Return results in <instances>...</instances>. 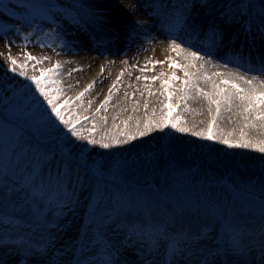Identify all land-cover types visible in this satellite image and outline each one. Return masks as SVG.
Masks as SVG:
<instances>
[{"label":"snow or ice","instance_id":"obj_1","mask_svg":"<svg viewBox=\"0 0 264 264\" xmlns=\"http://www.w3.org/2000/svg\"><path fill=\"white\" fill-rule=\"evenodd\" d=\"M198 2L201 8L208 7V0H198ZM14 6L22 8L25 12L24 15H17L15 12L8 13L9 17H15V24L33 27L37 22L51 21L57 25L53 36L61 39L69 35L66 27L61 26L64 22L86 34L90 30L95 33L106 23L102 12L86 6L82 0H66L65 3H61L60 0H16ZM148 6L153 9L150 15L156 18L161 28L170 36L175 37L168 45L169 51L175 53V57L168 55L164 60L149 57L145 60L143 67L132 65L141 73H145L154 70L156 65L163 68L167 64L168 71L162 70L158 75L153 76H137V81L145 82L143 90L137 88L131 93V97L126 91L124 99L131 98L133 100L132 112H139L141 101L135 99L136 92L139 91L140 96L144 97L143 114L128 115L117 123L119 117V112H117L111 117V127H107L109 122L106 114L107 106L112 101L114 93L120 90L122 77L125 75L124 69H121L111 83L107 94L94 112L90 116H82L75 109H71V104L73 100H82L96 82L88 83L74 98L67 97L60 102L61 97L64 96L60 79L62 62L56 61L50 67L37 69L36 65L49 57L36 56L27 51L23 53L24 62H19L11 55V46L7 40L14 25L0 23V34L5 37V47L9 49L5 71L23 77L26 81L19 88L6 83L0 84L5 97L3 103L6 105L2 113L4 120L0 122L11 126L12 129L9 145L11 158L0 166V198L5 206L11 204L13 212L17 210L30 212L36 224L48 230V235L44 237L40 245H36L26 236L11 239L8 230H0V247L12 250L13 254L18 257V264H29V260L33 257H46L50 251L53 252V257H48V264H58L59 256L64 252V248H54L56 236L52 235V232L65 231L66 225H71V221L65 218L69 213H74L75 205L79 203L77 187L81 191L85 189L79 175H76L75 182L73 181V173L90 171L97 178L103 175L101 171L103 161L88 162L84 154L88 146L98 145L101 149H112L129 145L133 141L150 136L153 132L163 133L167 129L175 133L190 134L201 140L217 142L229 149H248L264 154V139L252 136L249 131L264 132V78L257 75L249 77L247 74H240L238 70L211 73L206 70L207 65L216 67L213 63L212 47L223 46L224 31L219 25L211 26V42L206 49H202L204 54H201V50L194 51L191 47H184V43L192 44V41L186 40L185 37L201 30V26L195 24L192 19V11L197 6L193 0H181L179 4L174 3L173 0H152ZM126 7L132 14L137 9L135 2ZM250 8V3L241 0L238 5L226 6L225 12L221 14V20L227 28H231L234 24L239 25L237 32L230 36V43L235 44L241 35L244 40L253 41V45L256 35L264 40V4L261 6L259 23H256L251 16L246 17ZM57 21L61 24H57ZM145 27V21L135 20L128 36H138ZM254 27L255 35L253 34ZM204 31L207 34V30ZM15 32L19 33L20 28H15ZM178 40L182 42L178 43ZM2 55L0 53V56ZM29 62H35L31 66L34 73L39 71V75H29L24 70L29 66ZM233 62L237 68L246 67L250 63V57L235 52ZM123 63L127 64L128 61L125 60ZM228 63L224 62L223 67L228 68ZM149 64L151 68L148 67ZM79 70L72 69L71 71ZM248 70L264 74V59L259 62L258 68ZM104 71L105 68L101 65L100 73L103 74ZM178 71L183 75H177ZM128 75L130 76L131 73L128 72ZM156 81H159V87L153 90V84ZM201 81L210 87H202ZM9 92H11L10 98L8 97ZM153 96L157 98L159 108L152 106L149 111L148 97ZM193 99H203L207 104L209 117L207 126L199 130L195 123L190 125L184 116L185 113L191 111L188 101ZM91 104L92 101H88V108ZM88 108L84 110L87 111ZM102 110L105 115H100ZM120 111H127V108L122 107ZM224 113L231 114L228 116L229 121L234 117H239L242 121L239 129L233 127L225 131L221 126ZM97 116H99V121L96 119ZM5 120L7 123L4 122ZM88 121H91L92 126L83 127L82 125ZM42 124L53 131L56 150L45 153L39 147H33L30 150L17 151L20 139L28 135L38 137ZM98 130L99 135L97 136ZM81 141L86 143L80 148L79 153H75L73 149L76 143ZM29 151L33 153L32 156H28ZM56 159H59L60 166L55 173L49 170L45 174V168ZM261 179H264V171L261 172ZM70 188L71 191H69ZM261 191L264 193V187ZM20 193H24V196L21 197ZM113 196L115 206L112 211L101 210V202H108L110 197L105 191V186L98 179L95 190L90 195L87 227L82 226L83 230L73 242L75 264H118L120 249L106 237L105 229L116 231L123 228L126 238L146 239L149 242L147 252L141 250L136 252L137 257L143 260V264H153L145 257L155 252L160 246L164 247L163 264H181V261L191 264L190 255L193 246L201 240H210L217 246L215 249H199L200 264H214L216 258L221 255V244L217 243V240H222V243L227 244L233 254L244 256L251 250V238L247 232L237 231L230 209L216 205H200L190 201L180 203L166 195L161 196L159 201L146 193L137 194L135 197H122L119 192H116ZM13 197L16 199L13 200ZM37 201L40 203L38 204ZM41 205H43V210ZM50 207L54 209L55 222L53 223H48L45 215ZM185 215L204 217L205 220L195 233L182 226L175 227L176 221ZM261 217L264 219V200H261ZM62 220L64 223H60ZM0 224L12 226L11 231L15 232L23 222L19 218L0 214ZM216 224L223 225V237L219 233L215 238L212 237ZM260 234L262 239L259 247L264 257V227H261ZM77 252L82 258H76Z\"/></svg>","mask_w":264,"mask_h":264},{"label":"rangeland","instance_id":"obj_2","mask_svg":"<svg viewBox=\"0 0 264 264\" xmlns=\"http://www.w3.org/2000/svg\"><path fill=\"white\" fill-rule=\"evenodd\" d=\"M60 2L65 3L66 0H60ZM173 2L178 4L177 0H173ZM245 2L251 4L246 17L251 16L256 20V23H259V14L262 8L258 0H245ZM15 3L16 0H2L0 2V23H12L14 25L7 36V40L11 46V55L16 57L21 63L24 62L25 57L23 53L25 51L31 52L36 56L49 57V59L43 60L42 63L36 65L37 69L40 67L47 68L56 61H61L63 67L60 70V79L62 81L64 96L61 97L60 102L67 97L74 98L88 83L95 81V86L84 95L82 100H73L71 104V109H75L78 114L90 116L104 99L109 86L120 73L121 69H124L125 75L122 77L120 90L114 93L112 101L107 106L106 114L109 117L107 127H111V117L117 112H119L117 123L128 115L139 116L143 114L144 109L142 104L144 97L140 96L139 91L136 92L135 96V99L141 101L140 111L137 113L132 112L133 100L131 98L124 99V93L127 91L131 97V93L137 88L143 90L145 82L143 80L137 81V76H153L158 75L162 71L160 65H156L154 70L145 73H141L138 68L132 67V65L143 67L144 60L149 57L156 59L153 49L151 50L152 53L150 51L147 53L148 55H146L145 59L135 62L129 60V56L124 53L126 48L120 49L112 60H105L103 62L99 60L93 61V59L88 60L85 59L88 54L98 56V58L102 56L97 55L94 50H91L87 46L89 42L86 40L83 32L68 26L66 22L61 24L60 21H57V24L66 27L69 33L68 36L61 39L53 36L54 31L57 30V25L51 21L37 22L33 27L15 24V17H9L8 13L25 14L22 8L14 6ZM240 3L241 0H208V7L204 8L202 12H199V14L192 13V19L195 24H197L196 19L198 16H205L207 17V21L210 22L207 28H205L207 34L204 31L205 36L202 37L197 33L194 36L196 39H193V43L206 49L211 42V26L214 24L219 25L230 38L234 33V29L239 27V25L234 24L231 28H227L224 24L218 22L217 18H220L221 14L225 12L226 6L238 5ZM148 5L139 7L138 10L140 12H136L129 17L132 21L141 20L146 22L144 31H141L138 35V37L141 36L144 39L151 37V31L158 33L164 31L156 18L150 15L153 9ZM195 9L199 10L198 7ZM133 17L135 18L133 19ZM15 28H20V32L16 33ZM253 30H255V27ZM122 31L125 30L123 29ZM170 38L173 39L175 37L171 36ZM238 40L243 42V36L241 35L236 41ZM236 41L235 44H237ZM261 42L264 44V40L258 37V40L254 41V45L251 40L249 45L258 48V43ZM241 45L244 44L242 43ZM250 46L248 49L243 48L246 49L244 51L242 48L239 51H243L244 55L247 54L251 62L254 59L252 56L254 54L253 52L250 53ZM220 48L212 47L214 50ZM8 51L9 49L5 47V37L0 34V53L3 54L0 56V84L6 83L19 88L26 81L23 77L5 71ZM230 54L233 55L234 52H230ZM125 60L128 61L127 64L123 63ZM33 63L35 62H29V66L24 70L29 75H39L38 70L34 73L31 66ZM101 65L107 71L104 79L101 77L103 74L100 73ZM148 67L151 68V64ZM72 69L80 70L71 71ZM86 71H90V75H92L91 79L85 73ZM69 72H71L70 75ZM128 72L131 73L130 76ZM68 85H72V87H68ZM128 85H131V87H128ZM158 87L159 81H156L153 84V90ZM32 89L34 91V85ZM36 95L38 96V94ZM8 97H11V92L8 93ZM145 97H147V93H145ZM4 99L3 91L0 89V120H4L2 115L6 107L3 103ZM40 99L42 100V98ZM148 99L150 101L149 111H151L152 106L159 108V102L155 96L148 97ZM88 101H92L90 108H88ZM188 104L191 111L184 114L187 122L190 125L195 123L197 130L205 128L209 119L206 101L198 99V103L193 104L189 100ZM78 105L80 107H77ZM114 105L116 107H113ZM122 107L127 108V111H120ZM85 108H88V110L85 111ZM100 115H105V112L102 110ZM96 119L99 121V116ZM238 121L234 120V118L229 121L228 115H225L224 119L221 120V126L225 131L231 130L233 127L239 129L242 121ZM4 122L7 123L6 120ZM82 126L85 128L91 127V121L84 123ZM260 133L262 135L264 132L254 130L251 135L256 136ZM98 135L99 130L97 131ZM11 137V126L0 122V166L11 158V149L9 147ZM85 143L83 141L77 142L73 149L74 152L79 153L80 148ZM33 147H39L45 153L55 151L56 140L53 131L42 124L39 136L33 137L28 135L21 138L17 151L21 149L30 150ZM84 154L89 163L94 161L104 162L101 169L103 175L99 178H94L90 171L73 173V181L75 182L76 175H79L82 178L85 189L81 191L77 187L79 203L75 205L74 213H69L65 218L71 221V225H66L65 231L52 232V235L56 236L54 248H64V252L59 256L58 264H75L73 242L80 235L83 228L87 227L90 195L94 192L98 179L105 186V191L110 197L108 202H101V210L105 212H111L115 206L113 194L116 192H119L122 197H135L137 194L146 193L158 201L161 196L166 195L180 203L190 201L200 205H216L220 208L232 210V221L235 228L237 231L248 233V236L252 240V248L244 256H241L233 254L227 244L222 243V240H217V243L221 244V255L216 258L214 264H264V257H262L259 247L260 240L262 239L260 229L264 227V219L261 217V200H264V193L261 191L262 187H264V179H261V172L264 171V154L248 149H229L227 146L217 142L201 140L190 134L175 133L167 129L163 133L153 132L150 136L140 138L129 145L112 149H101L98 145L88 146ZM32 155L33 153L29 151L28 156ZM59 166V159L52 161L45 168V174L49 170L55 173ZM69 191H71V188ZM20 196L23 197L24 193H20ZM12 199L15 200L16 197ZM37 203L39 204L40 202L37 201ZM41 209L43 210V205H41ZM53 212L54 209L50 207L45 213L48 223L55 222ZM0 214L19 218L23 222L22 226L15 232L11 231L12 226L0 224V230H8L11 239L15 240L20 236H26L36 245H40L43 243L44 237L48 235V230L36 224L30 212H20L19 210L13 212L11 204L9 203L5 206L2 198H0ZM204 220V217L197 218L192 215H185L176 221L175 227L179 228L182 226L195 233L199 226L204 223ZM60 223H64V221L62 220ZM218 233L223 237L224 229L222 224L215 225L212 237L215 238ZM105 234L111 243L120 249L118 264H143V260L137 257L136 252L137 250L147 252L149 242L146 239L126 238L125 229L123 228L116 231L105 229ZM216 246L217 244L212 243L210 240L199 241L198 244L193 246L190 255L191 264H200L201 254L199 249H215ZM163 252L164 247L160 246L155 252L147 255L145 259L152 261L153 264H157L154 258L157 259L159 257L155 254L160 255ZM48 257H53V252L50 251L43 258L33 257L29 260V264H48ZM76 258H82L78 252L76 253ZM243 260L245 262H242ZM0 264H18V257L9 248L0 247ZM181 264H185V262L181 261Z\"/></svg>","mask_w":264,"mask_h":264},{"label":"bare ground","instance_id":"obj_3","mask_svg":"<svg viewBox=\"0 0 264 264\" xmlns=\"http://www.w3.org/2000/svg\"><path fill=\"white\" fill-rule=\"evenodd\" d=\"M82 2L86 6H90L94 9L99 10L102 12L106 18V23L103 25V27L93 33L91 30L86 34L83 32V35L85 36L86 40L89 42L87 45L91 50H94V52L97 55H101L102 57L94 56L91 54H88L85 59H93V61H105V60H112L118 54L120 49L126 48V51H124L125 54H127L129 57V60L135 62L140 59H145L147 53L153 49V53L155 55L156 60H164L166 56L171 55L175 57V53H171L169 51L168 45L172 38L171 36L166 32L162 31L161 33L151 31L150 35L151 37L148 38H141V36L133 35L132 37L128 36L129 31L131 30V26L133 25V22L135 20H131L129 17L132 16V13L128 11V8L126 7L132 2H135L137 5L136 12H140L138 8L140 5H150L152 3V0H82ZM178 4L181 2V0H177ZM194 3H196V7H198L199 10L193 9L192 13L199 14V12H202L204 8H201L199 6L198 0H193ZM260 6L264 4V0H258ZM222 8V7H221ZM135 17H133L134 19ZM218 22H221L224 24L220 18H217ZM197 24L201 26V30H197L195 33H190L187 37H185L186 40L190 39L192 41V44L184 43V47H191L192 50H201V54H204V51L202 50L203 47L200 45H196L193 43L194 36L198 33L200 36L204 35V30L207 28V26L210 24V22L207 21V17L205 16H198ZM239 27H236L234 29V32H237ZM125 31H122V30ZM122 31V32H121ZM253 34L255 35V30H253ZM258 35L255 36V40H258ZM240 38V37H239ZM196 39V38H195ZM236 41L237 44L233 45L229 42V36L224 32V40H223V46L220 49H212L213 53V63L216 65V67H213L212 65H207L206 70L211 73L214 71H222V72H236L237 70L240 72V74H247L249 77L253 75L264 77V74H262L259 71H249V68H258L259 62L264 59V44L258 43L259 47L254 48L249 45L250 40H242ZM178 43L182 42L180 40L177 41ZM244 45H241V44ZM241 45V46H240ZM250 46V53L253 52V61L246 66V67H240L237 68V65L235 62H233V55L230 54V52H238L239 49L242 48V50H246L243 48H249ZM215 47V46H213ZM242 51V52H243ZM242 53L241 51H239ZM123 53V54H124ZM244 55V53H242ZM244 56H248L245 54ZM97 57V58H96ZM83 58V57H82ZM259 58L261 59L259 61ZM84 59V58H83ZM179 59V58H177ZM146 60V59H145ZM144 60V61H145ZM224 62L228 63V68H224L223 64ZM163 71H168L167 64L161 67ZM106 70V69H105ZM107 71H104L103 75L101 76L102 79L105 78ZM89 78H92V75H90V71L85 72ZM181 76L182 72H177ZM181 73V74H180ZM201 86L205 88H209L210 85L205 84L203 81H201ZM193 102V104L198 103V99L190 100ZM225 115H231L230 113H224ZM234 120H239V117H234ZM239 122V121H238ZM252 133L254 130H249ZM251 133V134H252ZM264 134V133H263ZM258 134L257 137L264 139V135ZM254 246V245H253ZM252 248V246H251ZM164 252L160 255L155 254L159 258L154 260L157 262V264H163L164 260ZM242 262H245L243 260ZM247 263V262H246ZM245 264V263H244ZM248 264V263H247Z\"/></svg>","mask_w":264,"mask_h":264},{"label":"trees","instance_id":"obj_4","mask_svg":"<svg viewBox=\"0 0 264 264\" xmlns=\"http://www.w3.org/2000/svg\"><path fill=\"white\" fill-rule=\"evenodd\" d=\"M119 183V182H118Z\"/></svg>","mask_w":264,"mask_h":264}]
</instances>
